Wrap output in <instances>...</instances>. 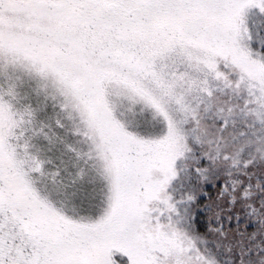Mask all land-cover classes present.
<instances>
[{"label":"snow or ice","instance_id":"obj_1","mask_svg":"<svg viewBox=\"0 0 264 264\" xmlns=\"http://www.w3.org/2000/svg\"><path fill=\"white\" fill-rule=\"evenodd\" d=\"M0 264H264V0H0Z\"/></svg>","mask_w":264,"mask_h":264}]
</instances>
